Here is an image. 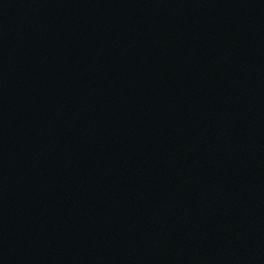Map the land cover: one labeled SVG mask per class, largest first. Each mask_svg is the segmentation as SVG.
I'll list each match as a JSON object with an SVG mask.
<instances>
[{
    "label": "water",
    "instance_id": "obj_1",
    "mask_svg": "<svg viewBox=\"0 0 264 264\" xmlns=\"http://www.w3.org/2000/svg\"><path fill=\"white\" fill-rule=\"evenodd\" d=\"M0 264H264V0H0Z\"/></svg>",
    "mask_w": 264,
    "mask_h": 264
}]
</instances>
